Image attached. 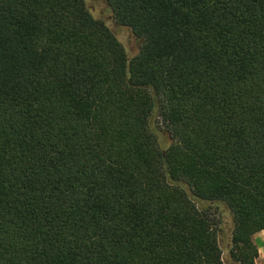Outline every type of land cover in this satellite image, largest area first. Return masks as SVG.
<instances>
[{"label": "trees", "instance_id": "obj_1", "mask_svg": "<svg viewBox=\"0 0 264 264\" xmlns=\"http://www.w3.org/2000/svg\"><path fill=\"white\" fill-rule=\"evenodd\" d=\"M0 0V264H257L264 0Z\"/></svg>", "mask_w": 264, "mask_h": 264}, {"label": "rangeland", "instance_id": "obj_2", "mask_svg": "<svg viewBox=\"0 0 264 264\" xmlns=\"http://www.w3.org/2000/svg\"><path fill=\"white\" fill-rule=\"evenodd\" d=\"M87 8L93 17L103 21L109 29L115 34L120 43L124 46L130 59L134 58L139 52V41L129 28L122 27L117 24L114 19L113 12L106 0H84ZM223 231L220 232V244L224 253L225 262H228V248L230 244V231L233 229V219L230 213L224 212ZM259 247V259L257 264H264V233L261 238L254 237Z\"/></svg>", "mask_w": 264, "mask_h": 264}, {"label": "crops", "instance_id": "obj_3", "mask_svg": "<svg viewBox=\"0 0 264 264\" xmlns=\"http://www.w3.org/2000/svg\"><path fill=\"white\" fill-rule=\"evenodd\" d=\"M262 233H264V231H263ZM262 233L257 234V235H256V238H257V239H258V238H261V237H262Z\"/></svg>", "mask_w": 264, "mask_h": 264}]
</instances>
